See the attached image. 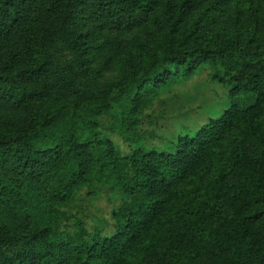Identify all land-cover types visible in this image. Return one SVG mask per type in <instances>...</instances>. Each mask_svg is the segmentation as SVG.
I'll return each mask as SVG.
<instances>
[{
  "label": "trees",
  "instance_id": "16d2710c",
  "mask_svg": "<svg viewBox=\"0 0 264 264\" xmlns=\"http://www.w3.org/2000/svg\"><path fill=\"white\" fill-rule=\"evenodd\" d=\"M170 2L158 44L126 59L123 114L201 63L229 100L172 151L122 155L83 116L109 100L80 104L44 84L47 45L60 31L92 55L103 18L124 32ZM0 100L11 112L0 125V264H264V0H0ZM104 177L131 197L121 224L83 240L79 223L60 237L56 207Z\"/></svg>",
  "mask_w": 264,
  "mask_h": 264
},
{
  "label": "rangeland",
  "instance_id": "374dc122",
  "mask_svg": "<svg viewBox=\"0 0 264 264\" xmlns=\"http://www.w3.org/2000/svg\"><path fill=\"white\" fill-rule=\"evenodd\" d=\"M171 2L165 9L156 8L145 24L124 32L112 29L108 20L103 18L98 36L102 48L92 55L79 57L75 49L64 45L60 31L47 45L49 64L44 84L51 91L61 87L59 91L68 95L67 99L80 104L109 100L110 104L100 108H83V116L89 129L107 138L122 155L135 147L172 151L179 136L194 134L207 120L217 117L229 100L227 86L211 78L214 67L201 63L187 76L178 73L169 78L135 113L128 117L123 114L116 100L118 93L127 86L126 59L141 44H158L159 32L165 26L167 17L171 16ZM203 5V2H199L197 8ZM243 22L220 18L218 24L233 28ZM253 65L254 62L251 67ZM216 68L221 70L219 66ZM62 82L68 85L62 86ZM10 113L8 103L0 100V125ZM124 118L129 120L125 121ZM120 122H128L126 134L119 129ZM130 199L120 186L107 177L85 180L74 188L62 205L56 207L59 213L56 232L60 237L75 234L76 225L80 223L83 240L93 235H110L121 224L120 214L125 211Z\"/></svg>",
  "mask_w": 264,
  "mask_h": 264
}]
</instances>
